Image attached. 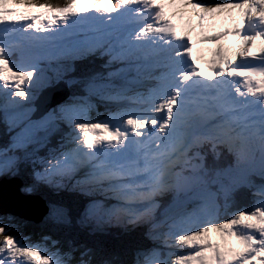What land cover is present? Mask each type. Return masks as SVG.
Instances as JSON below:
<instances>
[{"label": "snow or ice", "instance_id": "snow-or-ice-1", "mask_svg": "<svg viewBox=\"0 0 264 264\" xmlns=\"http://www.w3.org/2000/svg\"><path fill=\"white\" fill-rule=\"evenodd\" d=\"M60 83L68 99L30 119ZM0 118L18 129L0 175L30 164L33 185L87 197L46 224L151 242L114 255L18 220L0 264H264V0H0Z\"/></svg>", "mask_w": 264, "mask_h": 264}, {"label": "trees", "instance_id": "trees-1", "mask_svg": "<svg viewBox=\"0 0 264 264\" xmlns=\"http://www.w3.org/2000/svg\"><path fill=\"white\" fill-rule=\"evenodd\" d=\"M52 2L60 3L62 2V0H52ZM9 139H10L9 136L6 137L5 139H2V141H0V147H3L9 141ZM18 174L23 176L26 187L29 185H32L33 192H38L44 195L46 198L51 197L53 201L57 203H61L65 206H66V202H65V199L63 200V197H67V198L70 197L72 201L75 203L82 198L83 201L81 202V204L84 203L85 200L87 199V197L83 193L79 192L76 189L75 191L77 194L70 192L67 195L65 192H61L59 190L57 191L54 188L48 185H45V184L33 185L32 178H31V165L30 164L24 165V168ZM24 222H25V224L23 225L24 230L32 234L33 237H35V239L37 240H39L41 237H39V235L38 236H35V235L41 234V233L43 235V233L51 232L55 238L61 240L62 242L65 239L74 238L79 243H88L90 246L100 247L106 253H110L114 255L123 254L126 247H128L129 245L127 243V245L124 246V243H126L125 241H129L130 239L133 240L134 237L136 236V234L132 235L126 232L120 226L110 225V226H106L105 230L101 232V237L103 239V242L100 241V243H96L93 240H88V242H86V238H94V236L86 232L85 228H81L80 226H78V228H75L74 226L72 227L69 226L70 229L66 227H63L61 229H54L50 225H46L45 222L41 224H35L29 221H24Z\"/></svg>", "mask_w": 264, "mask_h": 264}, {"label": "water", "instance_id": "water-1", "mask_svg": "<svg viewBox=\"0 0 264 264\" xmlns=\"http://www.w3.org/2000/svg\"><path fill=\"white\" fill-rule=\"evenodd\" d=\"M55 91L54 88H49V89H45L43 90L42 94H41V97L40 99L38 100L39 101V105H40V111H39V114L38 117H40L41 115L44 114L45 110H48V108H50L52 105L56 104L58 101H60V97L57 96L58 98H55L54 102H50L48 104V106H43V103L44 101L47 102L48 99L52 100L53 97H55V95H50L49 92H53ZM20 181V179L18 178H11L10 181ZM3 182V180H2ZM1 182V183H2ZM15 183V182H14ZM20 186H21V183H15L13 186H11L8 190H7V195H12V196H9L8 199H16L18 196L22 195L20 194ZM2 195H6L5 193ZM21 200H22V203H24L25 205H15V206H12V205H0L1 206H10L8 208H0V212L2 213H6V212H12V213H15L17 215H20V217L22 218H25L27 220H32V221H35L37 223L41 222L43 220V217L44 215L48 212V207H43V209L40 211V209H36V210H32V206L31 205H28L26 204V202H29V201H32V199H34V197H29L27 196L26 198L20 196Z\"/></svg>", "mask_w": 264, "mask_h": 264}, {"label": "rangeland", "instance_id": "rangeland-1", "mask_svg": "<svg viewBox=\"0 0 264 264\" xmlns=\"http://www.w3.org/2000/svg\"><path fill=\"white\" fill-rule=\"evenodd\" d=\"M39 94V93H38ZM68 99V97H66V98H63V99H61L62 100V102H64L65 100H67ZM61 102V103H62ZM44 105V104H43ZM31 107H33V108H35V111L34 112H32L31 114H30V119H32V120H37V119H39V118H35V116H36V114H37V112H38V107L36 106V104H35V102H34V104L33 105H31ZM2 122H4L3 120H2ZM4 124H5V122H4ZM6 125V124H5ZM7 126V125H6ZM7 128H8V126H7ZM18 129H12V131H13V135L15 134V131H17ZM51 144V143H50ZM49 147H54L52 144L49 146ZM45 153H46V149H42L41 150V152L39 153L40 155H45ZM22 167V165L20 164L19 165V167H18V171L17 172H19V170H20V168ZM16 172V173H17ZM15 173V174H16ZM15 174H11V173H9V174H2V175H0V176H3V175H15ZM3 185V184H2ZM0 190H4V187H2ZM238 195L241 197V202L242 203H248L249 201H250V197L248 196V193H247V191L246 190H243V191H241L240 193H238ZM10 195H2V194H0V205H2L3 204V202L9 197ZM16 204L17 205H20V204H22V205H25L24 203H22L21 201H19V200H16ZM36 209H39V207H32V210H36ZM9 218H13L12 220H9ZM16 221H18L17 219H15L14 217H12L11 215H0V223H14V222H16ZM20 231H21V228H20ZM21 232H23V231H21ZM24 233V232H23ZM25 234V233H24ZM26 235V234H25ZM151 243V242H150Z\"/></svg>", "mask_w": 264, "mask_h": 264}, {"label": "bare ground", "instance_id": "bare-ground-1", "mask_svg": "<svg viewBox=\"0 0 264 264\" xmlns=\"http://www.w3.org/2000/svg\"><path fill=\"white\" fill-rule=\"evenodd\" d=\"M206 46H208L209 47V45H206ZM115 226V225H114Z\"/></svg>", "mask_w": 264, "mask_h": 264}]
</instances>
